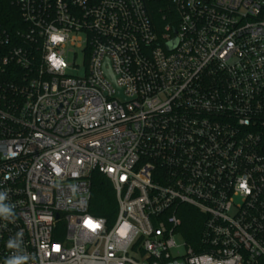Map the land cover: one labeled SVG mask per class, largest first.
I'll use <instances>...</instances> for the list:
<instances>
[{
  "label": "built area",
  "instance_id": "1",
  "mask_svg": "<svg viewBox=\"0 0 264 264\" xmlns=\"http://www.w3.org/2000/svg\"><path fill=\"white\" fill-rule=\"evenodd\" d=\"M0 193V264H264V0H0Z\"/></svg>",
  "mask_w": 264,
  "mask_h": 264
},
{
  "label": "trees",
  "instance_id": "2",
  "mask_svg": "<svg viewBox=\"0 0 264 264\" xmlns=\"http://www.w3.org/2000/svg\"><path fill=\"white\" fill-rule=\"evenodd\" d=\"M6 2V1H5ZM92 211L95 215L106 217L109 222L115 220L117 199L114 187L107 176L95 171L92 177ZM184 235L189 242L194 243L199 237L203 226L201 213L195 208L183 206Z\"/></svg>",
  "mask_w": 264,
  "mask_h": 264
},
{
  "label": "clouds",
  "instance_id": "3",
  "mask_svg": "<svg viewBox=\"0 0 264 264\" xmlns=\"http://www.w3.org/2000/svg\"><path fill=\"white\" fill-rule=\"evenodd\" d=\"M4 200H5L4 195L0 193V216L7 218L8 215H11L13 213H12V209L4 203ZM7 246L8 248L11 249L16 247L17 245L10 239L8 241ZM25 259H27V257H18L16 259L6 261V264H23V261Z\"/></svg>",
  "mask_w": 264,
  "mask_h": 264
},
{
  "label": "rangeland",
  "instance_id": "4",
  "mask_svg": "<svg viewBox=\"0 0 264 264\" xmlns=\"http://www.w3.org/2000/svg\"><path fill=\"white\" fill-rule=\"evenodd\" d=\"M67 57H68L69 63H72L74 61L73 52H69ZM76 61H77V63H82V54L79 51H78V55L76 57ZM70 72L73 73V74H77L78 73V71H76V70H70ZM177 241H179V243H180L182 241V239L178 236L177 237ZM180 250L183 251V249H180Z\"/></svg>",
  "mask_w": 264,
  "mask_h": 264
},
{
  "label": "water",
  "instance_id": "5",
  "mask_svg": "<svg viewBox=\"0 0 264 264\" xmlns=\"http://www.w3.org/2000/svg\"><path fill=\"white\" fill-rule=\"evenodd\" d=\"M106 74L112 79V81L114 82V84H116L115 77H114V75H113V73H112V71L110 69H106ZM119 92L120 93L122 92V89L121 88H119Z\"/></svg>",
  "mask_w": 264,
  "mask_h": 264
}]
</instances>
